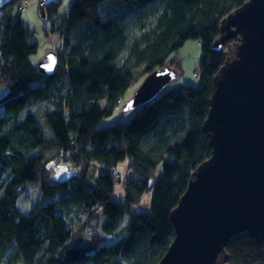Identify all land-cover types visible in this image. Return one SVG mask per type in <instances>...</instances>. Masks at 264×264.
I'll list each match as a JSON object with an SVG mask.
<instances>
[{"label":"trees","instance_id":"trees-1","mask_svg":"<svg viewBox=\"0 0 264 264\" xmlns=\"http://www.w3.org/2000/svg\"><path fill=\"white\" fill-rule=\"evenodd\" d=\"M26 1L0 0V88L9 90L0 100V264H158L175 237L171 211L211 156L202 127L213 78L225 62V50L213 47L221 20L247 0H73L53 27L61 45L52 75L33 62L39 42L21 19ZM60 3L43 0L46 20ZM188 40L202 45L198 86L170 84L129 122L100 126L122 104L135 69L146 76L168 66L179 70L177 51ZM38 103L51 107L27 112ZM126 159L138 175L123 179L125 197L115 200L117 165ZM53 160L79 174L58 183L48 169ZM33 182L52 200L24 213L18 201ZM147 191L151 204L133 209ZM74 208L79 217L103 214L101 230L109 235L128 215L127 235L112 244L93 232L85 243L75 240L67 219ZM226 250L229 264H264V242L249 233L231 238Z\"/></svg>","mask_w":264,"mask_h":264},{"label":"water","instance_id":"water-1","mask_svg":"<svg viewBox=\"0 0 264 264\" xmlns=\"http://www.w3.org/2000/svg\"><path fill=\"white\" fill-rule=\"evenodd\" d=\"M41 12L45 18L43 1ZM232 39L202 127L211 156L193 171L171 211L175 237L158 264H229L226 248L234 236L249 233L264 242V0H247L225 16L213 47L222 50ZM59 60L49 51L38 68L52 75ZM178 77L171 66L149 73L127 108L151 102ZM51 167L58 183L79 174L55 160Z\"/></svg>","mask_w":264,"mask_h":264},{"label":"rangeland","instance_id":"rangeland-1","mask_svg":"<svg viewBox=\"0 0 264 264\" xmlns=\"http://www.w3.org/2000/svg\"><path fill=\"white\" fill-rule=\"evenodd\" d=\"M43 0H28L24 3L25 11L21 13V19L23 23L29 27L32 31H37V40L39 42V50L38 53L35 54L32 59L35 64H38L49 51L55 50L57 51L61 45L60 42V36L58 33L53 32V27H58L60 25V22L65 18L68 14V8L72 4L73 0H61L58 14L54 15L50 19H45L42 12H41V2ZM112 0H107V3H110ZM106 5V4H105ZM149 22H152V19L149 20ZM47 33V34H46ZM137 34H140L139 32ZM225 51L229 49V46H224L223 48ZM177 54L181 57V63H180V69L179 71V77L172 82L171 85H192V86H198L200 83V75H197L196 70H198L200 58L202 57V45L199 41L195 40H188L178 51ZM129 59V52H126L122 57V63ZM1 61V57H0ZM175 65V64H174ZM134 73V81L130 89L125 94V97L122 99L121 103L116 111L107 117H105L101 123L100 126H110L114 125L120 122H129L131 118L133 117L135 113V109H129L127 108L128 102L133 98L135 92L137 89L141 86L143 81L146 78L145 72L143 68L138 67L133 71ZM196 73V74H195ZM7 88H0V100L8 93ZM107 103L106 99H103L99 101V105L101 107H105ZM45 107H51L50 105L46 103H38L30 106L27 109L28 111H32L38 115H41L43 113V109ZM24 111L23 115H26L27 113ZM1 113V111H0ZM47 125L46 121H44ZM41 120L42 126L46 125ZM43 126V127H44ZM48 126V125H47ZM58 163V162H57ZM60 164V163H59ZM64 164V163H61ZM129 162L128 159L121 161L118 163V170H119V178L116 180L115 184V191L112 195V198L115 200H123L125 197V186L123 183V179H125L127 176H137L138 174L132 170L129 169L128 166ZM49 169V168H48ZM75 169H78L75 167ZM49 170L53 171V167H51ZM54 172V171H53ZM36 182H33L28 187L27 193L22 194L18 201V208L25 212H29L31 208L36 205V202L41 201L43 204L52 200V197H45L43 195V190L39 184H34ZM152 191H147L143 195V198L140 202L134 203L132 205V208L135 210H142L144 208H147L151 204L152 200ZM67 219L70 221L72 225L75 226L74 233L75 234V240H79L83 243L86 242V238H89L88 233L92 228V232L94 235L101 234L103 236L102 244H112L118 239L124 237L127 235L126 232H123L122 228L126 226L129 223V216L126 215L124 217V221L122 223V226L120 229L112 235L106 234L102 232L101 230V224L106 220V217L102 214H98L96 217H90V215L87 212L81 213L80 217L78 215V211L74 208L71 210L68 215ZM79 219L82 222H78ZM85 222L88 223V227L83 228L82 224ZM77 231V232H76ZM121 234H120V232ZM93 264V263H88Z\"/></svg>","mask_w":264,"mask_h":264},{"label":"built area","instance_id":"built-area-1","mask_svg":"<svg viewBox=\"0 0 264 264\" xmlns=\"http://www.w3.org/2000/svg\"><path fill=\"white\" fill-rule=\"evenodd\" d=\"M22 10L25 11V7L24 6L22 7ZM115 172H116V170H115ZM89 231L92 232V229L89 230Z\"/></svg>","mask_w":264,"mask_h":264}]
</instances>
